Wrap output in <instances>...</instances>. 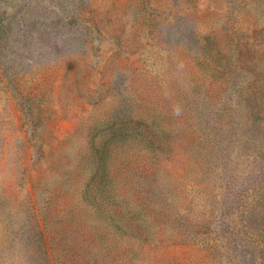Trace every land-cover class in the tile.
Here are the masks:
<instances>
[{
	"label": "rangeland",
	"instance_id": "rangeland-1",
	"mask_svg": "<svg viewBox=\"0 0 264 264\" xmlns=\"http://www.w3.org/2000/svg\"><path fill=\"white\" fill-rule=\"evenodd\" d=\"M253 92L261 104L264 0H0V264H46L35 225L53 264H85L90 218L51 208L81 207L79 151L103 118L161 122L171 140L159 166L118 159L134 244L104 264H264Z\"/></svg>",
	"mask_w": 264,
	"mask_h": 264
},
{
	"label": "trees",
	"instance_id": "trees-1",
	"mask_svg": "<svg viewBox=\"0 0 264 264\" xmlns=\"http://www.w3.org/2000/svg\"><path fill=\"white\" fill-rule=\"evenodd\" d=\"M247 97L251 113L261 112L264 97L261 99V104H258V98L254 92L249 93ZM169 135L170 129L165 124L156 121L148 122V120H137L134 123L125 121L117 124L103 118L90 126L87 142L85 147L80 148L78 159V163L84 168L81 177L82 186L79 191L81 207L61 209L66 199L61 201L62 204L53 202L51 208L53 210L60 205L59 210L53 212L55 216H59L61 211H66V215L77 216L81 213L90 218L86 228L92 230L93 237L85 238L87 255L77 256L75 259L85 264H104L106 255H109L118 245L134 244L132 236H124L121 233L129 224L120 217L119 210L123 203L113 169L117 166L118 159L129 149L150 151L153 155L150 157L154 160L152 165L159 166L162 162L161 155L171 147ZM49 213V211L46 212V216ZM42 217L45 222V215ZM31 229L33 231H31L30 239H34L32 245L37 243L41 246L46 264H53L49 246V244L52 245L50 229L43 230L39 225L31 226ZM75 246L79 250L82 244L79 240H75ZM97 246L103 248L102 252L97 250Z\"/></svg>",
	"mask_w": 264,
	"mask_h": 264
}]
</instances>
